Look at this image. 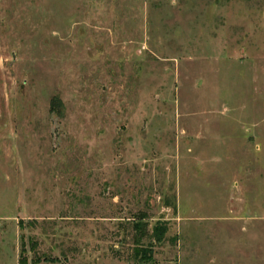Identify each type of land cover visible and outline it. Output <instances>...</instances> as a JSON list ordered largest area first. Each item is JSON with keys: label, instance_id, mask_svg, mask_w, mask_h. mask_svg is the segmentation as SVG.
Wrapping results in <instances>:
<instances>
[{"label": "rangeland", "instance_id": "rangeland-1", "mask_svg": "<svg viewBox=\"0 0 264 264\" xmlns=\"http://www.w3.org/2000/svg\"><path fill=\"white\" fill-rule=\"evenodd\" d=\"M140 213L167 226L151 262ZM20 261L264 264V0H0V264Z\"/></svg>", "mask_w": 264, "mask_h": 264}, {"label": "trees", "instance_id": "trees-1", "mask_svg": "<svg viewBox=\"0 0 264 264\" xmlns=\"http://www.w3.org/2000/svg\"><path fill=\"white\" fill-rule=\"evenodd\" d=\"M146 215L140 213L138 217L134 220L132 228L134 231L133 236V250L130 255L132 260L141 262H151L153 261L154 247L156 244H160L167 232L166 223H158L153 227L151 232L147 230V223L144 222ZM148 239L149 243L144 246L143 240ZM19 264H24L21 261Z\"/></svg>", "mask_w": 264, "mask_h": 264}]
</instances>
